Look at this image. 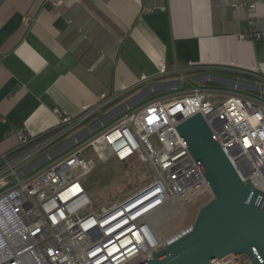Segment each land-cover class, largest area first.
<instances>
[{"label": "crops", "instance_id": "crops-1", "mask_svg": "<svg viewBox=\"0 0 264 264\" xmlns=\"http://www.w3.org/2000/svg\"><path fill=\"white\" fill-rule=\"evenodd\" d=\"M182 75L264 100V0H0V163L55 108L91 128L121 113L103 131Z\"/></svg>", "mask_w": 264, "mask_h": 264}, {"label": "built area", "instance_id": "built-area-1", "mask_svg": "<svg viewBox=\"0 0 264 264\" xmlns=\"http://www.w3.org/2000/svg\"><path fill=\"white\" fill-rule=\"evenodd\" d=\"M54 111L62 127L58 133L0 163V264H143L153 253L192 233L214 193L176 126L199 112L239 177L264 193V100L260 97L230 94L216 101L210 89L197 85L172 98L153 99L25 177L18 173L19 167L87 119ZM20 140L26 144L29 137L22 134ZM92 145L106 147L118 161L137 158L149 164L153 180L107 207L95 205L81 182L92 171L84 154ZM196 196L209 198L183 226L163 233L152 222L153 215L174 202L187 205ZM149 200L155 204L152 210L143 207ZM214 264L254 263L244 253H231Z\"/></svg>", "mask_w": 264, "mask_h": 264}, {"label": "water", "instance_id": "water-1", "mask_svg": "<svg viewBox=\"0 0 264 264\" xmlns=\"http://www.w3.org/2000/svg\"><path fill=\"white\" fill-rule=\"evenodd\" d=\"M176 129L214 198L202 208L192 233L143 264H214L231 253L264 264V193L239 177L200 112Z\"/></svg>", "mask_w": 264, "mask_h": 264}, {"label": "rangeland", "instance_id": "rangeland-1", "mask_svg": "<svg viewBox=\"0 0 264 264\" xmlns=\"http://www.w3.org/2000/svg\"><path fill=\"white\" fill-rule=\"evenodd\" d=\"M175 81H178L176 86L164 88L158 91L157 95L162 97L180 95L191 90L194 86L202 85L200 82L192 79H176ZM204 86L216 93L217 96H219L218 94H220L221 91H226L224 89L228 88L232 89L233 92H236L235 90H238L237 92L240 93L246 91L248 92L246 89L234 88L225 83L218 85L205 84ZM145 100L146 97H143L137 103V105L142 104V102ZM119 115H121V113ZM116 117H110V119L105 123H102V120L98 119V121L102 124L96 128H91L90 125L81 127L51 147L42 151L26 164L19 167L18 173L22 174L24 172L23 176L26 177L43 169L52 161L64 155L75 146L84 144L89 138L94 136L96 133H99L105 125L112 122ZM81 130H87V133L82 137L76 138V134ZM69 139H72L73 142L70 143L71 140ZM151 140L152 142H156L155 137H151ZM84 154L92 166V171L89 174L83 176L81 178V182L94 204L99 207H107L110 204V201L136 192L137 190L149 184L155 176L154 171L149 164L140 161L137 158L128 162L118 161L117 159L113 158L111 151H109V149L106 147L100 149L98 145H92L84 150ZM29 165H32L30 167L31 169L29 168L26 170ZM33 166L34 168H32ZM208 198L209 197L207 196L198 197V202L196 205L194 204L192 208H190L191 210L186 213L181 214V212H178L176 214L174 221H172L170 224L171 227H168V229L166 227L161 228L166 232H170L171 230L177 229L183 226L185 223L191 221L197 213V206L205 203Z\"/></svg>", "mask_w": 264, "mask_h": 264}, {"label": "bare ground", "instance_id": "bare-ground-1", "mask_svg": "<svg viewBox=\"0 0 264 264\" xmlns=\"http://www.w3.org/2000/svg\"><path fill=\"white\" fill-rule=\"evenodd\" d=\"M151 196H148L146 198H144L142 201L149 199ZM198 197L196 196L192 201H190L187 205H184V202L182 201H176L174 202L171 206H169L167 209L163 210L162 212H159L155 215L152 216V222L158 224L160 226V230L163 233H166L165 230H163L161 227H166L168 229V227H171L170 224L172 223V221H174V218L176 216V214L179 212L182 213H186L189 210H191L190 208H192V206L198 202ZM142 201L138 202L135 205H138L139 203H141ZM155 204H153L152 200L147 201L143 207H147V210H152ZM161 214V215H160Z\"/></svg>", "mask_w": 264, "mask_h": 264}, {"label": "trees", "instance_id": "trees-1", "mask_svg": "<svg viewBox=\"0 0 264 264\" xmlns=\"http://www.w3.org/2000/svg\"><path fill=\"white\" fill-rule=\"evenodd\" d=\"M158 92H155L153 94H156ZM115 102H112L110 104H108L106 107H104V109H107L109 107H111ZM87 113V112H86ZM96 115H93L91 117H88L83 125L87 122H89L92 118H94ZM62 129L61 126H58L56 128L50 129L49 131H46L44 133H41L37 136H35L34 138H29V140L27 141L26 144H20L19 147L17 149H15L14 151L10 152L9 154L6 155V158H12L15 156H18L26 151H28L29 149H31L32 147H34L35 145L41 143L42 141L46 140L47 138L53 136L54 134L58 133L60 130ZM64 138V137H63ZM62 138V139H63Z\"/></svg>", "mask_w": 264, "mask_h": 264}]
</instances>
